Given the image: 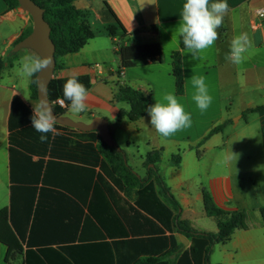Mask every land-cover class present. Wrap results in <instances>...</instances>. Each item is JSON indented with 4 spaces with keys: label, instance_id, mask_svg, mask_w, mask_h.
<instances>
[{
    "label": "crops",
    "instance_id": "crops-1",
    "mask_svg": "<svg viewBox=\"0 0 264 264\" xmlns=\"http://www.w3.org/2000/svg\"><path fill=\"white\" fill-rule=\"evenodd\" d=\"M183 3L184 0H78L76 6L89 21L95 38L80 52L62 58L64 67L55 71L54 78L88 76L91 81L87 110L80 115L68 112L66 116L86 124L94 118L107 119L115 141V133L127 131L128 135L122 137L120 145L116 143L125 155L122 147L133 158L136 153L144 151L145 156H140L143 166L149 152L163 151L159 168L181 206V218L189 221L195 229L210 233L218 231L216 220L206 214L204 189L221 209L257 213L248 230H237L230 242L213 248L210 264H264V225L258 215L264 207V100L256 102L250 98V91L246 92L248 98H241L240 103L236 100L239 87L243 92L247 91L245 80L249 85L264 81V20L258 28H253V24L258 22L256 12L264 8V0H227L230 11L218 29L219 37L215 44L204 50L197 60L183 51L185 94L179 96L172 71V54L180 49L177 28ZM117 20L133 34L128 44L158 42L162 49V63H139L119 75L120 60L114 57L115 40L106 34V28L118 26ZM32 26L29 13L21 8L9 10L5 0H0V56L6 59L0 81V210L11 204L8 125L13 98L19 96L32 109L39 102L32 98V80L15 78L12 73L15 67L20 66L22 57L37 55L29 49L13 52L15 45ZM242 32L249 35L251 47L244 53L243 62L235 65L225 56L229 53L231 39ZM7 72L9 78L4 83ZM201 76L212 97L210 106L204 111L193 99L196 89L192 78ZM120 84L152 93L154 103L162 101L166 94H174L185 111L191 114V126L163 139L150 125L149 115L137 123L127 118L119 121L120 110H128L122 103L114 102ZM257 107L263 109L251 113L244 124L239 122L247 110ZM233 113H240L241 118L233 122L232 118L236 117ZM228 120L232 122L223 132L212 136L198 148L212 129ZM198 150L201 156H198ZM231 152L236 156L224 163L223 155ZM175 155H181L178 167L172 164ZM65 168L56 163L51 165L48 172L49 181L53 184L35 186L38 190L36 201L31 203L29 198L33 191L27 189L16 196L14 219H22L25 229L28 219H37V222L32 229H24L31 244L29 255L26 257L27 246H24V252L12 257L11 264H24L25 258L28 264H70L68 254L57 245L73 247L69 254L75 258L76 264H111L110 251L85 247L81 241H109L111 236L107 237L93 219L108 222L121 219L119 209L124 205L120 201L116 205L119 209H116L103 196L97 199L95 195L94 199L90 186L74 183L77 181L75 177L65 184ZM138 174L145 176L146 169L143 175ZM71 239H74L71 244L64 242ZM188 246L184 245L182 251ZM7 253L8 248L0 243V264H9Z\"/></svg>",
    "mask_w": 264,
    "mask_h": 264
},
{
    "label": "trees",
    "instance_id": "trees-1",
    "mask_svg": "<svg viewBox=\"0 0 264 264\" xmlns=\"http://www.w3.org/2000/svg\"><path fill=\"white\" fill-rule=\"evenodd\" d=\"M32 1L45 11L44 18L51 27V39L56 47V70H59L64 67L62 58L80 52L95 38V32L83 12L76 6L78 0ZM5 2L9 10L20 8L18 0ZM117 24L118 26L106 28V34L115 40V53L120 60V68L117 71L119 75L139 63H162V49L158 42L128 44L133 34L127 32L118 20ZM32 31L33 26L25 32L21 40ZM179 42L180 49L172 54V71L176 92L183 96L185 94L183 51L186 49L181 38ZM5 68L6 59L0 56V81ZM76 78L87 90L91 88L88 76ZM36 79V76L32 77L31 92L32 98L39 100ZM67 79L54 78L51 81L48 94L53 103L63 99V85ZM65 102L66 108L54 105L57 116H66L69 102ZM114 102L129 106L128 110H120L119 121L127 118L128 121L137 123L148 115L147 108L154 104V98L150 92L135 89L128 84H120L114 95ZM262 109L263 107H257L245 113H255ZM32 114L33 109L19 96L13 98L8 125L11 204L0 210V243L8 248L6 261L9 264L12 257L24 252V246H27L26 257L31 250L23 220L14 219L15 198L23 189H27L33 191L29 198L31 203L36 201L38 190L35 186L53 184L49 181L48 171L55 163L66 167L65 184L70 183L73 180L71 178L75 177L77 181L74 183L90 186L94 199L95 195L97 199L103 196V199L114 204L116 209H119L116 205L122 201L124 207L119 209L121 219H111V222L93 219L107 237L111 236L109 241L104 239L81 241L85 247L110 251L111 264H210L209 257L216 245L227 244L237 230H248L249 223L256 220L254 218L257 213L253 211H226L219 208L212 195L204 189L205 211L209 217L216 220L218 231L216 233L199 231L189 221L181 218V206L172 195L159 168L162 150H154L146 155L144 161L146 174L142 177L129 164L125 153L106 144L98 131L83 132L56 123L55 127L61 134L53 137L49 133L48 141L41 143L39 140L41 134L32 128ZM231 122L228 120L212 129L198 148L212 136L223 132ZM197 153L201 156V151L198 150ZM34 158H37V161H34ZM46 158L48 161H45ZM172 164L180 166L181 155L173 156ZM41 190L43 191V188ZM258 215L264 225V207L258 211ZM28 222L25 229L27 231L34 227L37 219H28ZM179 236L190 242L183 251L184 245ZM73 240L64 242L71 244ZM57 246L68 254L70 264L77 263L69 254L73 247ZM24 264H28L26 258Z\"/></svg>",
    "mask_w": 264,
    "mask_h": 264
},
{
    "label": "clouds",
    "instance_id": "clouds-1",
    "mask_svg": "<svg viewBox=\"0 0 264 264\" xmlns=\"http://www.w3.org/2000/svg\"><path fill=\"white\" fill-rule=\"evenodd\" d=\"M230 11L227 0H184L180 12V21L177 31L186 53L191 54L193 60L200 58L201 53L213 46L219 37L218 29L222 26L224 17ZM251 47V40L246 32L235 35L230 41V50L225 59L239 65L244 60V53ZM52 64L50 57L40 55H26L19 61L18 75L31 81L36 76L35 82L39 83V75ZM192 83L196 89L193 97L197 107L204 111L211 102L212 97L204 78L193 77ZM89 93L84 84L80 83L75 75L67 79L63 85V99L68 103L73 114L85 112L88 108ZM25 99H27L24 96ZM29 100V99H28ZM150 125L163 139H168L175 133L191 126V114L187 113L174 94H166L162 101H156L148 106ZM57 123L51 104L44 98L33 105L31 116L32 128L40 133L41 143L48 141V134L53 137L60 135L55 127ZM236 155L224 154L223 162H230Z\"/></svg>",
    "mask_w": 264,
    "mask_h": 264
},
{
    "label": "water",
    "instance_id": "water-1",
    "mask_svg": "<svg viewBox=\"0 0 264 264\" xmlns=\"http://www.w3.org/2000/svg\"><path fill=\"white\" fill-rule=\"evenodd\" d=\"M18 1L20 4V8L29 13L32 17L33 31L30 35H28L26 38L15 45L13 52H19L24 49H29L35 52L37 55H40L42 57H50L52 59L51 66L45 69L42 73L38 74L39 83H37V85L39 101L41 98H44L51 104L58 124L86 132L98 131L99 135L106 144L111 147H115L118 151H121L111 135L109 122L107 119L94 118L90 124H86L83 122H76L67 116H57L54 110V103L50 100L48 94V87L51 81L54 79V74L57 66L55 58L56 47L51 39V27L44 18V9L38 6L34 1ZM179 238L183 245H189L188 240L183 236H179Z\"/></svg>",
    "mask_w": 264,
    "mask_h": 264
},
{
    "label": "rangeland",
    "instance_id": "rangeland-1",
    "mask_svg": "<svg viewBox=\"0 0 264 264\" xmlns=\"http://www.w3.org/2000/svg\"><path fill=\"white\" fill-rule=\"evenodd\" d=\"M94 28H96L95 26H94ZM114 57H118L117 55H116V53L114 52ZM92 65V64H91ZM107 65H108V63H107ZM101 66H105V65H101ZM96 67V66H95ZM18 69H19V66H17V67H15V70L12 72L13 73V76L15 77V78H22L20 75H18ZM4 71H5V69H4ZM9 72H7V74L5 75V77H4V83L5 82H7V80H8V78H9V74H8ZM3 74H4V72H3ZM2 77H3V75H2ZM22 79H24V78H22ZM242 85H244V81H242ZM244 87H246V90L247 91H242V89L239 87L238 88V91H240V92H238V96L236 97V100H238V103H240L241 102V98H243V97H245V98H248L247 97V95H246V92H249L250 91V98H252L253 100H255L256 102H258V103H260V102H262V100H264V81H261V83H259V84H257L256 82L254 83V84H252V85H249L248 84V81H246L245 80V85H244ZM242 91V92H241ZM236 104V103H235ZM121 105H123L126 109H129V106L127 105V104H125V103H122ZM237 105V104H236ZM68 112H70V113H72L69 109H68V111H67V113ZM73 114V113H72ZM236 117H234V118H232V121L234 122V120L236 119V118H241L240 116H241V114L240 113H233ZM250 114L251 113H244L243 114V117L239 120V122L241 123V124H244L245 123V120L248 118V117H251L250 116ZM73 115H80V114H73ZM68 117V116H67ZM69 118H71V117H69ZM72 120H74L73 118H71ZM128 135V133H127V131H125V130H123V131H119V133H115V138H116V141L118 142V144L120 145V142H121V140H122V137H125V136H127ZM115 141V142H116ZM117 144V143H116ZM117 144V145H118ZM122 146V145H121ZM120 149H121V147L120 146H118ZM123 148V150L126 152V155H127V157H128V160H129V163H130V165L138 172V173H140L141 175H143V173L145 172V168H144V166H143V162L141 161V159H140V156H145V153H144V151L142 152H140V154H138V153H136V157L135 158H133L132 156H131V154H129V151L125 148V147H122Z\"/></svg>",
    "mask_w": 264,
    "mask_h": 264
},
{
    "label": "built area",
    "instance_id": "built-area-1",
    "mask_svg": "<svg viewBox=\"0 0 264 264\" xmlns=\"http://www.w3.org/2000/svg\"><path fill=\"white\" fill-rule=\"evenodd\" d=\"M257 19H258V22L254 23L253 24V28L256 29L259 27V25L261 24V22L264 20V8H260L257 10ZM57 105L59 107H62V108H66V102L63 100V99H58L54 105Z\"/></svg>",
    "mask_w": 264,
    "mask_h": 264
}]
</instances>
